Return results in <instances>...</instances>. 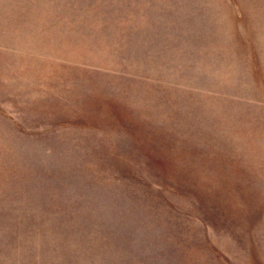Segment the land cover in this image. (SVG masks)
<instances>
[{
    "label": "rangeland",
    "instance_id": "1",
    "mask_svg": "<svg viewBox=\"0 0 264 264\" xmlns=\"http://www.w3.org/2000/svg\"><path fill=\"white\" fill-rule=\"evenodd\" d=\"M0 264H264V0H0Z\"/></svg>",
    "mask_w": 264,
    "mask_h": 264
}]
</instances>
